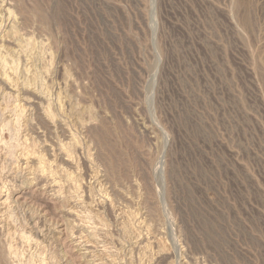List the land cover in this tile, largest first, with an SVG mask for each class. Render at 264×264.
Returning a JSON list of instances; mask_svg holds the SVG:
<instances>
[{"label": "rangeland", "instance_id": "obj_1", "mask_svg": "<svg viewBox=\"0 0 264 264\" xmlns=\"http://www.w3.org/2000/svg\"><path fill=\"white\" fill-rule=\"evenodd\" d=\"M18 1L0 130L18 144L36 107L51 213L0 189L8 264H264V0Z\"/></svg>", "mask_w": 264, "mask_h": 264}, {"label": "bare ground", "instance_id": "obj_2", "mask_svg": "<svg viewBox=\"0 0 264 264\" xmlns=\"http://www.w3.org/2000/svg\"><path fill=\"white\" fill-rule=\"evenodd\" d=\"M20 2H21V0H19ZM18 1V2H19ZM240 1V0H239ZM19 2V3H20ZM242 2V1H241ZM241 5H242V3H240ZM240 4L239 3H237L236 5L237 6H240ZM24 5V4H23ZM22 7V6H21ZM24 8V7H23ZM23 8H22V10H23ZM24 11V10H23ZM30 19V18H29ZM42 19V18H41ZM247 19V18H246ZM243 21V23L242 24H244L246 27H249V26H247L249 23L245 20V18L242 20ZM47 22H48V20H47ZM248 23V24H247ZM71 58V57H70ZM72 64V63H71ZM131 82V81H130ZM127 86V85H126ZM128 93V92H127ZM25 94H27V93H25ZM23 97H24V95H23ZM35 97V96H34ZM21 100H23L25 103H26V105H27V103H28V99H27V97L24 99V98H22ZM31 100V99H30ZM22 101V102H23ZM32 102H33V100H32ZM17 103V102H16ZM31 103V102H30ZM34 103V102H33ZM33 105V104H32ZM32 105H30L32 108H31V112L30 113H32V112H34V113H32L33 115H35V113H36V107L34 108ZM49 105V104H48ZM22 107V106H21ZM30 108V107H29ZM36 109V110H35ZM6 109H4V111H5ZM43 110V109H42ZM7 111V110H6ZM21 111H23V108H22V110ZM8 112V111H7ZM22 113V112H21ZM26 113V112H25ZM31 114V118H29L28 120H26V121H24L23 123H20L19 124V127H21V128H23V130H22V132L23 133H26L25 134V138L22 140V139H20L21 140V142H18V144H14L13 146H10L9 145V143L8 142H4L3 140H2V136H3V134L4 135H6L7 133L6 132H4L3 131V129H1L0 130V186H1V188L0 189H2V188H4V187H6L7 185H12V187H11V189L10 190H8V191H12L15 195H17V196H19L20 197V199H25L26 201H27V203L28 204H32L33 206H35L36 207V211H37V217L38 216H40L41 214V217H39V218H45L47 221H50V160L48 159V154H49V150L48 149H46V145L45 146H43V147H41V149H40V147H38L39 148V150L37 149V152L38 153H40L41 154V156L43 155V153H45L43 156H46L47 157V162L46 163H41V165H43L42 167L40 166L39 168H40V170H39V172H36L34 169H36V167L35 168H33L32 166H34V165H32V161L30 162V160H33V157H34V155H35V153H36V149H35V144H36V141H35V139H37V137H35V135L36 134H39V133H37V127L36 126H38V122L36 121V118H34L35 116H33ZM46 115V114H45ZM4 116V115H3ZM23 116V115H22ZM39 117V116H38ZM43 117H44V115H43ZM46 117V116H45ZM6 118V117H5ZM10 118V117H9ZM46 119V118H45ZM18 120V119H17ZM23 121V120H22ZM21 121V122H22ZM35 121L37 122V123H35ZM43 121V120H42ZM41 121V122H42ZM46 121V120H45ZM5 122V121H4ZM12 122V121H11ZM18 122H20L19 120H18ZM40 122V123H41ZM43 123H45L44 121H43ZM1 124H2V122H1ZM37 124V125H36ZM45 124H48V123H45ZM44 124V125H45ZM41 125V124H40ZM47 126V125H46ZM47 129V128H46ZM50 129V128H49ZM17 131V130H16ZM42 132V131H41ZM109 132V131H108ZM47 133H48V131H46V133H45V135H47ZM97 133V132H96ZM21 134V133H20ZM43 135V134H42ZM63 135V134H62ZM61 135V136H62ZM99 135V134H98ZM7 136V135H6ZM50 136V135H49ZM48 136V137H49ZM104 136V135H103ZM47 137V136H46ZM45 137V138H46ZM98 137V136H97ZM6 138V137H5ZM104 138V137H103ZM106 138V137H105ZM104 138V139H105ZM14 139V138H13ZM47 139V138H46ZM45 139V140H46ZM48 139H50V138H48ZM48 139H47V141H48ZM19 140V141H20ZM99 140H101V139H99ZM42 141V140H41ZM46 141V142H47ZM46 142H44V143H46ZM49 143V142H48ZM99 143H101V142H99ZM4 144V145H3ZM6 144H7V146H6ZM103 144V143H102ZM101 144V145H102ZM12 145V144H11ZM68 145V144H67ZM109 145L110 144H108L107 146L109 147ZM39 146H41V145H39ZM62 146V145H61ZM111 146V145H110ZM114 146V145H113ZM36 148H37V146H36ZM43 148V149H42ZM56 148V147H55ZM107 148V147H106ZM109 150H112V148H109ZM134 151V150H133ZM19 152V155L17 154ZM7 153H13V154H15V155H18L17 156V159L18 160H20L21 162L23 161V160H25L24 162H25V167H27V168H25L26 170H30V171H28L29 173H27V174H30V175H33V178H30L32 181L31 182H34V185L33 186H35L37 189L36 190H33V189H31V190H28V192L27 193H25V191H24V189H23V186L22 185H18L17 186V183L15 184V179H14V177L12 178V179H10V177L13 175V174H11V176H9L10 174H8V172H6L5 171V166H4V164H3V162L5 161V159L4 158H6V155H7ZM39 154V155H40ZM49 156H50V154H49ZM16 157V156H15ZM8 158V157H7ZM118 158V157H117ZM136 159V158H135ZM4 160V161H3ZM7 160V159H6ZM34 160H36V159H34ZM41 160V159H40ZM121 160V159H120ZM54 161V160H53ZM125 161V160H124ZM34 162V161H33ZM37 162V161H36ZM12 163V162H11ZM121 163V162H120ZM29 164H31V166H29ZM112 164V163H111ZM115 164V163H114ZM114 164L112 165V168H115V167H113L114 166ZM125 164H127V163H124V165ZM132 164V163H131ZM10 166H11V164H9ZM38 165V164H37ZM22 166V165H21ZM20 166V167H21ZM116 166V165H115ZM117 166H118V164H117ZM121 166V165H120ZM126 166V165H125ZM19 167V168H20ZM17 168V167H16ZM18 168V169H19ZM38 168V167H37ZM38 168V169H39ZM10 169V168H9ZM21 169V168H20ZM24 169V168H23ZM11 170V169H10ZM17 170V169H16ZM22 170V169H21ZM112 170H114V169H112ZM116 170V169H115ZM8 171V170H7ZM14 171V170H13ZM15 173V172H14ZM64 173V172H63ZM6 174H8V175H6ZM26 174V175H27ZM123 174V173H122ZM32 177V176H31ZM10 179L9 181L7 180V179ZM10 183H12V184H10ZM19 184V183H18ZM32 186V187H33ZM31 188V187H30ZM34 188V187H33ZM8 189V188H7ZM5 190V189H4ZM2 192V191H1ZM0 192V193H1ZM62 195V194H61ZM1 196V195H0ZM2 197V196H1ZM6 197V196H5ZM8 199V198H7ZM24 201V200H23ZM8 202H9V200H8ZM13 202V201H12ZM19 202V201H18ZM17 203V202H16ZM22 203V202H21ZM5 204H6V200H4V201H2L1 203H0V205H2V206H4L5 207ZM10 205V204H9ZM19 206V205H18ZM3 207V208H4ZM30 207V206H29ZM2 208V209H3ZM5 209V208H4ZM4 211V210H3ZM32 211V210H31ZM30 212V211H29ZM33 213V212H32ZM5 214V213H4ZM2 215V214H1ZM8 215V214H7ZM8 217V216H7ZM36 217V218H37ZM52 217V216H51ZM8 219V218H7ZM41 220V219H40ZM7 220H5V219H2L1 217H0V264H8V263H11V261H9L10 260V255H12L10 252V254L7 252V250H6V247H5V245H4V243H3V237H5V236H7L8 237V239H9V237H11L13 234H14V230L15 229H13V228H11V226H9V224H7L8 222H6ZM33 222V221H32ZM37 223V222H36ZM14 224V223H13ZM49 224V223H48ZM13 226V225H12ZM29 226V225H28ZM26 227V226H25ZM33 227V226H32ZM31 228V227H30ZM31 229H33V228H31ZM35 232V231H34ZM216 234V233H215ZM31 235V234H30ZM18 236V235H17ZM22 238V237H21ZM3 240V241H2ZM14 240V239H13ZM12 240V241H13ZM15 241V240H14ZM20 241V240H19ZM13 247V246H12ZM11 247V248H12ZM16 248V247H15ZM13 249V248H12ZM13 258V257H12ZM12 260V259H11ZM41 263V262H40Z\"/></svg>", "mask_w": 264, "mask_h": 264}]
</instances>
